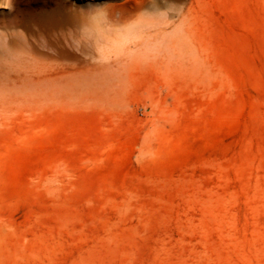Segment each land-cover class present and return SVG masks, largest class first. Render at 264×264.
I'll return each instance as SVG.
<instances>
[{
  "label": "rangeland",
  "instance_id": "1",
  "mask_svg": "<svg viewBox=\"0 0 264 264\" xmlns=\"http://www.w3.org/2000/svg\"><path fill=\"white\" fill-rule=\"evenodd\" d=\"M0 264H264V0H0Z\"/></svg>",
  "mask_w": 264,
  "mask_h": 264
}]
</instances>
